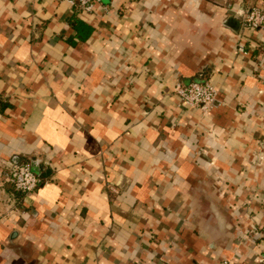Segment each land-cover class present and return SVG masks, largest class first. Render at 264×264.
<instances>
[{
  "label": "crops",
  "instance_id": "crops-1",
  "mask_svg": "<svg viewBox=\"0 0 264 264\" xmlns=\"http://www.w3.org/2000/svg\"><path fill=\"white\" fill-rule=\"evenodd\" d=\"M256 6L0 0V264H264ZM196 81L208 113L174 93ZM6 162L42 185L16 191Z\"/></svg>",
  "mask_w": 264,
  "mask_h": 264
},
{
  "label": "built area",
  "instance_id": "built-area-1",
  "mask_svg": "<svg viewBox=\"0 0 264 264\" xmlns=\"http://www.w3.org/2000/svg\"><path fill=\"white\" fill-rule=\"evenodd\" d=\"M72 7L84 14L93 13L102 0H65ZM243 26L252 30L264 27V8L252 7L247 11L239 12ZM174 93L182 104L189 108H197L208 113L219 104V92L209 81H196L189 84L178 82L174 86ZM6 181L22 194L34 193L43 183L30 162H6L2 168ZM257 232V228L252 229ZM228 264V262H224Z\"/></svg>",
  "mask_w": 264,
  "mask_h": 264
},
{
  "label": "trees",
  "instance_id": "trees-1",
  "mask_svg": "<svg viewBox=\"0 0 264 264\" xmlns=\"http://www.w3.org/2000/svg\"><path fill=\"white\" fill-rule=\"evenodd\" d=\"M75 22H78V24H80V25H83V22H81V21H79L78 19H76V20H74L72 23H73V27L75 28V29H77V30H79V27H77L76 25H75ZM42 178V177H41Z\"/></svg>",
  "mask_w": 264,
  "mask_h": 264
},
{
  "label": "water",
  "instance_id": "water-1",
  "mask_svg": "<svg viewBox=\"0 0 264 264\" xmlns=\"http://www.w3.org/2000/svg\"><path fill=\"white\" fill-rule=\"evenodd\" d=\"M33 170L38 176H41L40 173L37 171V169L35 167L33 168Z\"/></svg>",
  "mask_w": 264,
  "mask_h": 264
}]
</instances>
